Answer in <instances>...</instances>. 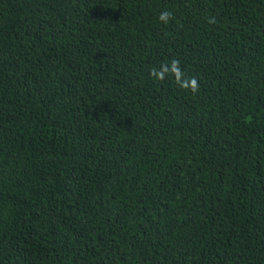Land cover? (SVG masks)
<instances>
[{
    "label": "trees",
    "instance_id": "16d2710c",
    "mask_svg": "<svg viewBox=\"0 0 264 264\" xmlns=\"http://www.w3.org/2000/svg\"><path fill=\"white\" fill-rule=\"evenodd\" d=\"M0 264H264V0H0Z\"/></svg>",
    "mask_w": 264,
    "mask_h": 264
},
{
    "label": "clouds",
    "instance_id": "9594fccd",
    "mask_svg": "<svg viewBox=\"0 0 264 264\" xmlns=\"http://www.w3.org/2000/svg\"><path fill=\"white\" fill-rule=\"evenodd\" d=\"M173 18V13L167 10L161 12L158 17L159 21L165 25H167ZM209 22L214 23L215 21L213 19ZM150 75L153 77L154 81L159 82H163L166 78L171 77L181 89L189 91L192 94L198 93L200 88L198 79L194 76L188 77L181 69L180 62L177 59L162 63L159 69L153 67L150 70Z\"/></svg>",
    "mask_w": 264,
    "mask_h": 264
}]
</instances>
